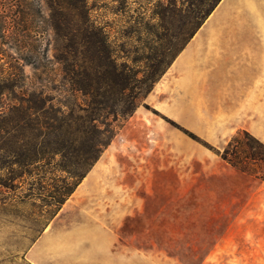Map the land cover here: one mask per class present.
<instances>
[{
    "label": "rangeland",
    "instance_id": "1",
    "mask_svg": "<svg viewBox=\"0 0 264 264\" xmlns=\"http://www.w3.org/2000/svg\"><path fill=\"white\" fill-rule=\"evenodd\" d=\"M10 1L0 0V9H8L13 15L14 2ZM169 2L175 12L166 14V28L157 27L150 40L132 34L133 39L127 40L125 47L128 53L123 54L124 40L119 32L129 30L125 28L129 21L150 18L156 4ZM197 2L88 0L91 19L105 27L119 61L126 62L125 56L140 59L136 64L128 60L140 80L136 85V91L142 93L139 111L121 126L102 154L97 170L105 174L106 186L81 201L82 207L103 216L116 237L107 264H264V259L251 257V253L264 252V228L254 229L246 222L264 220V143L240 131L224 149H215L179 118L168 116L163 107L153 104V89H146V78L158 73L159 81L178 56L176 48L186 32L185 18ZM28 3L33 9L39 4L48 16L47 0ZM259 7L262 11V4ZM249 10L247 0H223L201 27L197 42H211L214 36L208 31L215 28L263 27L262 17L253 19ZM47 35V56L54 61V32L49 30ZM168 42L169 50L165 48ZM166 55L169 59L162 64L144 58ZM7 62L5 58L0 65L6 67ZM51 69L43 74L42 69L34 71L24 66L26 83L37 87L39 78L55 79L59 67ZM85 100L81 94L77 99L67 98L70 105H81ZM199 148L211 159H202ZM10 155L5 141H0V264H31L27 254L52 222L45 228L55 209L49 205L54 187L63 186L68 177L65 172L50 171L60 170L67 161L58 156L50 167L42 163L30 174L33 167L14 164ZM83 192L85 188L76 200ZM29 193L33 198L23 199ZM255 230L261 233L256 235Z\"/></svg>",
    "mask_w": 264,
    "mask_h": 264
},
{
    "label": "trees",
    "instance_id": "2",
    "mask_svg": "<svg viewBox=\"0 0 264 264\" xmlns=\"http://www.w3.org/2000/svg\"><path fill=\"white\" fill-rule=\"evenodd\" d=\"M222 1L195 3L183 24L186 32L176 48L179 53ZM10 2H14L13 15L8 14V9H0V61L8 59L6 67L0 65V141L9 147L14 164L33 167L30 174L42 163L50 167L58 156L67 161L60 170L50 171L65 172L68 177L63 186L54 187L49 205L55 209L49 214L46 228L138 109L142 93L136 91V85L140 80L128 60L136 64L140 59L125 56L126 62L119 61L111 50L105 27L91 19L88 0H47V17L39 4L33 9L28 0ZM172 6V2L158 3L150 18L129 21L125 27L129 30L119 32L124 40L123 54L128 53L125 47L127 40L133 39L132 34L150 40L157 27L166 28L163 22L168 12H175ZM155 19L157 23L153 24ZM49 30L54 32V61L47 56ZM169 47L168 42L165 48ZM144 58L162 64L169 56ZM55 65L59 67L55 79L38 77L37 87L26 83L24 66L34 71L42 69L46 74ZM158 77L154 73L146 78L148 92ZM79 94L86 98L84 104L70 105L67 98L77 99ZM222 157L227 159L226 154ZM31 198L29 193L23 199Z\"/></svg>",
    "mask_w": 264,
    "mask_h": 264
},
{
    "label": "crops",
    "instance_id": "3",
    "mask_svg": "<svg viewBox=\"0 0 264 264\" xmlns=\"http://www.w3.org/2000/svg\"><path fill=\"white\" fill-rule=\"evenodd\" d=\"M247 3L249 15L264 20V0ZM202 30L156 83L151 102L215 149H224L240 131L264 143V26L215 28L208 31L214 36L211 42H197ZM198 150L202 159H211ZM101 158L29 250L31 264H107L116 237L97 210L81 205L106 186L105 174L97 170ZM246 222L254 229L264 228V220ZM251 257L264 259V252Z\"/></svg>",
    "mask_w": 264,
    "mask_h": 264
}]
</instances>
